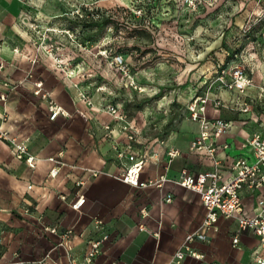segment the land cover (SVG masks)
I'll list each match as a JSON object with an SVG mask.
<instances>
[{
  "label": "crops",
  "instance_id": "0c3cea01",
  "mask_svg": "<svg viewBox=\"0 0 264 264\" xmlns=\"http://www.w3.org/2000/svg\"><path fill=\"white\" fill-rule=\"evenodd\" d=\"M21 8L18 0H0V96L6 97L5 102L0 100V119L6 117L2 129L10 137L26 141L38 161L34 170L28 168L0 141V264H39L46 254L49 259L45 264H70L71 260L81 263L89 242L105 235L108 239L91 264H168L185 237L201 230L205 217L199 195L171 183L181 170L197 175L213 168L209 158L189 150L199 133L198 124L191 121L184 130L164 139L141 136L142 143H131L126 155L146 160L140 182L161 177L167 181L145 188L123 183L120 178L129 163L127 157L117 158L113 141L122 150L128 144L125 135L115 133V126L113 139H107L103 128L114 126L111 119L87 114L73 92L61 81H54L47 68L31 65L23 52H14L18 48L12 45L20 42L15 36L21 34L17 28ZM262 75L250 73L255 84H260ZM36 82L42 83V91L65 116L49 120L46 100L33 95ZM256 93L255 87L249 88L242 99L254 100ZM224 96L226 99H220L224 108L212 118L230 125L217 140V158L221 161L218 170L226 179L236 159L253 162L241 145L253 133L264 135V117L258 104L250 113L242 114L235 108L237 94L225 92ZM224 145L226 150L221 149ZM171 148L179 156L168 164L166 152ZM59 151H63L66 166L50 179V164L45 160ZM87 171L100 174L88 180ZM80 180L88 181L80 188L76 186ZM240 195L244 215L252 216L258 198L264 196V187L255 192L243 190ZM80 196L85 202L75 212L70 205ZM167 196H171L170 203L163 201ZM96 220L102 221V229L94 227ZM52 229L56 235L49 232ZM67 231L70 234L63 247H57L59 235ZM200 232L203 239L191 248L202 259L187 257L182 264H257L256 255L264 258V251L250 232L240 233L238 243H232L237 234L233 219L220 218L216 231Z\"/></svg>",
  "mask_w": 264,
  "mask_h": 264
},
{
  "label": "rangeland",
  "instance_id": "374dc122",
  "mask_svg": "<svg viewBox=\"0 0 264 264\" xmlns=\"http://www.w3.org/2000/svg\"><path fill=\"white\" fill-rule=\"evenodd\" d=\"M18 2L23 36L14 52L47 68L87 114L111 119L118 135L123 123L108 106L125 116L128 132L164 139L188 127L196 97L208 94L209 118L219 113L212 100L226 99L214 90L220 70L235 62L263 72L264 0Z\"/></svg>",
  "mask_w": 264,
  "mask_h": 264
},
{
  "label": "built area",
  "instance_id": "2783aa9c",
  "mask_svg": "<svg viewBox=\"0 0 264 264\" xmlns=\"http://www.w3.org/2000/svg\"><path fill=\"white\" fill-rule=\"evenodd\" d=\"M263 53V75L260 84H255L252 77L245 70L244 67L234 64L227 69L220 70L214 80V90L221 92H235L237 99L235 101V108L239 113L248 114L253 110V107L258 104L262 109L264 117V52ZM113 63L117 67L123 65L121 58L116 57ZM255 87L257 90L256 98L254 100L245 101L244 97L247 89ZM35 91L33 95L46 100L47 109L49 113V120L54 121L58 116H65L66 114L59 107L49 95L42 91V83H34ZM2 102L6 101L4 95L0 96ZM208 94L203 97H196L189 105L190 118L199 126V133L190 144L189 150L191 152L199 153L209 158L213 164L211 171L191 175L187 170H181L177 179L172 180L171 183L177 187L191 191L199 195L202 207L205 211V217L201 226V230L216 231V224L218 219H233L237 223V234L233 238L232 243H238V235L243 232H250L258 241L259 248L264 251V196L258 198L256 202L255 212L252 216L244 215V208L241 199V192L247 190L250 192L260 191L264 187V135L261 133H253L241 145V149L248 152L253 162H248L246 158L236 159L230 166V175L226 179L223 178L219 172L221 161L217 158L219 147L217 146L218 138L223 135L229 128L228 122L222 121L218 118H209L207 116V106L210 104ZM212 108L218 110L224 108L220 100H212ZM109 115L116 122L123 123L122 130L127 140V145L124 149L119 150L118 143L113 141V150L119 160L127 157L129 166L121 176V181L133 188H145L147 186H159L167 180L164 177L159 178L158 181L140 182V173L145 163L144 157H135L133 155H126L131 149V143H138V133L130 128L127 130L126 118L118 109L113 106L107 107ZM6 122V117L0 119V141L6 143L17 161L23 162L28 168L34 170L38 159L33 156L28 149L26 141H18L10 137L8 132L2 129V124ZM106 138L113 139V128L109 125L104 127ZM226 145L222 146V150H226ZM179 156V152L175 149H168L166 152L167 163ZM50 164L48 171V178L54 179L58 176L60 170L66 166L63 160V151H59L55 156L48 157L45 160ZM89 178H96L100 173L96 171H87ZM88 180L78 181L76 186L84 187ZM31 187H28L30 189ZM164 203L171 202V196L164 198ZM85 199L83 196L78 197L70 208L78 212L83 206ZM146 214L143 213V216ZM94 227L98 230L103 228V223L100 220L94 221ZM197 231L196 233L187 235L181 247L173 254L172 259L168 264H182L187 258L196 260L202 259L192 248V244L197 240H202L203 235ZM51 234L56 235L54 229L49 231ZM70 232H64L59 235L61 241L57 247H63L64 242L67 240ZM108 239L105 235L98 240L90 241L88 244V251L81 263L70 261V264H91L94 259L100 254L101 245ZM2 239L0 238V245ZM49 259V254H46L39 264H45ZM257 264H264V258L255 256Z\"/></svg>",
  "mask_w": 264,
  "mask_h": 264
}]
</instances>
